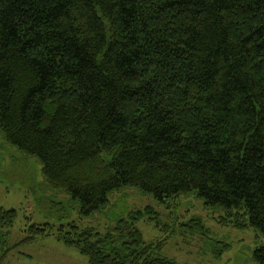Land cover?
<instances>
[{
	"label": "trees",
	"instance_id": "1",
	"mask_svg": "<svg viewBox=\"0 0 264 264\" xmlns=\"http://www.w3.org/2000/svg\"><path fill=\"white\" fill-rule=\"evenodd\" d=\"M0 132L82 215L124 187L196 193L264 239V0H0ZM135 220L56 236L91 264H176Z\"/></svg>",
	"mask_w": 264,
	"mask_h": 264
},
{
	"label": "rangeland",
	"instance_id": "2",
	"mask_svg": "<svg viewBox=\"0 0 264 264\" xmlns=\"http://www.w3.org/2000/svg\"><path fill=\"white\" fill-rule=\"evenodd\" d=\"M109 203L88 217L65 191L51 189L37 156L25 155L0 132V210L17 211L13 226L0 228V264H91L77 247L56 236L70 225L105 233L134 215L146 244L176 264H258L264 242L252 226L237 227L224 209L208 207L196 193L160 200L135 187L113 192ZM52 226V234L32 242L31 227Z\"/></svg>",
	"mask_w": 264,
	"mask_h": 264
}]
</instances>
